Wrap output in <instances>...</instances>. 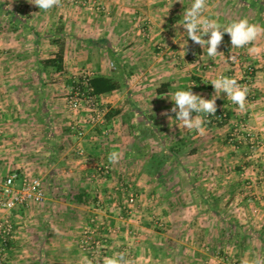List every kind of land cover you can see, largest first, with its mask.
<instances>
[{
  "label": "crops",
  "instance_id": "crops-1",
  "mask_svg": "<svg viewBox=\"0 0 264 264\" xmlns=\"http://www.w3.org/2000/svg\"><path fill=\"white\" fill-rule=\"evenodd\" d=\"M71 1L59 0L58 5L47 11L37 6H4L7 18L0 30V54L3 56V62H0V99L3 100L0 102V173L15 170L22 174L29 165L24 159L15 158L18 153L5 150V145L10 144L5 140L16 142L18 139L24 141H17L21 145L17 149L19 153L41 156L39 170L49 168L53 171L54 167L61 166L65 172L60 178L49 179L43 185L46 199L42 204L16 210L19 215L14 217L10 215L16 226L14 240L4 252L0 248V264H85V257L93 259L81 250L79 238L84 226L93 223L108 238L105 257L125 253L130 264H264L262 230L258 226L256 230L247 226L248 213L227 216L216 207H207L208 203L214 204L218 200L217 187L221 185H214L216 193L204 191L206 183L202 178L203 174L210 175L207 181L211 183L215 178L213 173L222 166L219 134L213 127L207 130V126H203V134L188 129L171 111L174 106L171 99L176 91L191 89L194 94L211 99L215 94L211 84L214 79L226 76L240 81L247 67L253 65L255 70L250 90L254 94L260 93V98L257 97L255 103L246 104V123L248 132L263 141V149L234 151L224 160L237 158L226 164L229 165L231 182L228 185L233 201L246 203L258 199L264 203V162L261 161L264 157V33L243 48L233 47L230 35L225 33L217 56L209 57L206 46L202 48L186 37L182 25L191 0H177L174 6H159L152 0H101L103 10L97 11L98 14L84 8L79 10ZM206 3V17L216 19L224 27L243 18L264 27V0H206ZM29 10L35 14L31 19L22 13ZM125 40L131 47L127 51L118 46ZM58 42L65 43L63 63L71 53L80 55L81 51L79 53L74 45L86 43L90 50H99L102 61L98 74L111 77L105 62L111 60L112 64L119 66L121 59H125L130 65L133 61L143 63L139 68L141 78L148 80L151 76V100H132L133 91L147 89L146 85H141V78L135 80L132 71L129 76L123 75V86L118 91L102 96L106 108L118 109L114 111L117 114L107 120L109 140L106 136L87 135L78 144L68 147L66 141L73 138L72 118H65V99H55L54 96L59 97L60 91L62 95L68 91L69 82L66 81L67 86L61 84L60 78L59 82L51 83V77H67L68 74L40 63L55 58L59 52ZM45 43L47 49L44 53L42 44ZM252 47L259 48V52L249 51ZM206 86L210 87L208 96L202 93ZM30 95L32 99H28ZM216 104L220 109L223 105L229 108L233 103L226 93H221ZM142 105L144 111L138 109ZM146 106L148 110H145ZM239 112L241 116V109L233 108L230 117L239 115ZM196 115L193 111L192 118ZM139 127L148 129L144 139L148 144L151 141V149L150 145L146 144L145 148L135 143L132 145V142L127 146L128 140L137 138L138 131H141ZM90 132L87 130V134ZM99 138L106 140L101 147L95 144ZM175 142L183 143L179 156L171 158L156 174L150 173L152 155L169 154V148ZM82 148L86 155L75 157ZM113 151L120 155L115 163L108 159ZM254 157L259 159L254 161ZM101 165L109 167L110 179L96 181L98 184L89 182L90 179L80 180L96 172ZM81 166L91 168L82 169ZM126 169L133 171V176L127 180L138 193L135 197L141 204L123 216L120 205H123L124 197L118 186L122 187L121 174ZM141 170L146 174H140ZM87 187H97L95 191L100 193L97 197L95 195L97 203L92 199L94 196H89L92 194ZM249 187L260 188L262 192L259 194L258 191L257 196L252 197L255 193L250 194ZM105 190L108 192L102 196ZM147 192L151 193L150 198L145 194ZM188 198L201 203L204 210L196 216L198 221L192 226L180 223L177 234L173 231L174 225L187 219V215L182 212L175 217L172 204L185 203ZM153 201L168 204L164 210L169 221L177 218L176 222L170 223L168 231L174 233V238L170 237L164 244L158 242L156 236H151L155 233L146 226L145 221L151 220L146 217V209ZM100 202L104 208L99 207ZM221 220H225L222 234L227 235L228 243L222 247L219 238ZM260 220L264 224V212ZM194 225L201 240L210 237L211 246H205V243L199 248V242H196L197 247L191 246L192 242H185L186 237L194 233ZM253 235L257 246L252 244ZM157 251L163 253L162 259ZM226 252L231 259L224 258ZM104 258L93 262L103 264Z\"/></svg>",
  "mask_w": 264,
  "mask_h": 264
},
{
  "label": "rangeland",
  "instance_id": "rangeland-1",
  "mask_svg": "<svg viewBox=\"0 0 264 264\" xmlns=\"http://www.w3.org/2000/svg\"><path fill=\"white\" fill-rule=\"evenodd\" d=\"M100 1L101 0H72L70 3L72 4V6H76L77 8H79V10H83L84 7H82V5H81L82 2H86L87 5L92 4L94 2V3H96L97 6H102L100 4L101 3ZM152 1H156L157 4H159V6H174V3L177 0H169V1H166V0H159V1L158 0H152ZM191 1H193V0H191ZM209 1H212V0H209ZM4 6H36V5L34 4V0H0V30H2L4 28L3 27V22L7 18L6 15H5V11H4L5 7ZM31 8L33 9V7H31ZM33 10H36V9H33ZM22 13H24V17L26 16V14H28V18H30V19L35 16V14H32L33 11H30V10L29 11H24ZM92 13L98 14L99 12L94 11ZM204 15L206 17V10L204 12ZM42 18L44 19L45 17L43 16ZM46 18L49 20V18H51V17H49V15H48V16H46ZM46 45H47L46 43L42 44V48L44 50L43 51L44 53L46 52V49H47ZM59 45H62L63 49L65 48V43L59 42L57 44V46H59ZM118 46L124 51H127V50H129L131 48L129 43H127L126 40L123 41V42H120V44H118ZM74 47H75V49L77 51H79V50L81 51V53L79 51L80 55L79 54L75 55V54L71 53V54H69L67 56L66 60L62 64V68H63L62 71L65 72V75L68 74V76L67 77H63V76L60 75L58 78L51 77V79H52L51 83H54V81H58L60 78H62V80L60 81L61 84L65 83V85L67 86V82L66 81L69 82V90L68 91H64V92L62 91L64 93L63 95H62V93L60 91L59 94H61V95L59 97H55L54 96L55 99H58V98L59 99H65L64 100L65 107H66L67 98L70 96L71 88L73 89V87H76V85H78L80 83L82 78H84V77L88 78V77H92V76L97 75L98 71L100 69V66H101V61H102L101 57H100V54H99V50H97V48H93V50H90L89 49V45L86 44V43H80V44L78 43V44L74 45ZM58 48L59 47H57V51L59 50ZM1 50H2V44H0V52H1ZM87 50H90L89 53H86ZM90 52H91V54H90ZM44 55H46V54H44ZM2 58H3V56H2V54H0V62L1 63L3 62ZM189 59H191V58H189ZM145 60H147V59H145ZM150 61H151V59H150ZM133 62L134 63H132V65H130V64H126L125 63V59H121V64L125 66V74H127L129 76V72L131 73V71H132L131 75H133V77H135V80H136V78H137V80H140L142 74L139 75V73H141L139 68L143 65V63H137L135 61H133ZM140 62H141V60H140ZM105 63H106L105 66L107 68V72L111 76H113L115 78H118L119 77L118 66H115L114 63L112 64L111 60L106 61ZM250 63H251V61H250ZM248 67H252L254 69L253 65H250ZM150 77H148V80L145 79V77L141 78L142 81H143L141 83V85H143V86L146 85L147 89H144V90L142 89L140 91H133L132 92V100L133 99L134 100H137V99L143 100L144 99V100H147V101L151 100V78ZM134 82H136V81H134ZM237 82H238V80H237ZM209 88H210L209 86H206L205 88H203L202 93H204L205 96H208V94L211 93ZM257 97L260 98V93H258V92H257V94H253L252 92L249 93V96L247 95V98L250 100L248 102V104L255 103V101H256L255 99ZM28 99H32V95H30V97ZM102 101H103L104 105L107 104L105 102V98L104 97H102ZM0 102H3V100L0 99ZM233 105H234L233 108L240 110L238 105H236L234 103H233ZM224 106L225 105H223V107H221L220 109L224 110L226 112V114H227L226 122L223 121V122L217 123V124H207V123L204 122V125H203L205 127L207 126V130L210 129L211 127H213L215 129L214 131H216L219 134L218 135V137L220 138V142H219V147H220V149H219V151H220L219 154L220 155L219 156H220V160L219 161H220V164H222V166H220L219 170L215 171L216 173L215 174L213 173V175H212V176L215 177L214 181H212L213 183L212 182L210 183V182L207 181L210 175H207V176L205 174L202 175V178H204L203 183H206L203 186L204 187V191H211L212 190L213 193H216V191L214 190L216 188V186H214V185L221 184L220 187H217V190H219V191H217V194L219 196L218 200L215 201L214 204L211 203V202L209 204H211V206H213V207L218 208V210L220 212L225 213V215H227V216H235V215L238 216L239 212H242V213L243 212L244 213L247 212L248 213L247 214L248 215L247 216L248 219H246V221H248V225L247 226H251L253 229H255L258 226L259 230H263L264 229V224H262L260 219H261V213L264 212V203L261 200H258V199L257 200L251 199V200H249L246 203L245 202H239V201H233L234 197H232L230 195L231 194V189H230V187L228 185L229 182H231L230 181L231 177L229 176V171L227 170L229 165H226V164L228 162L229 163L230 162H234L237 158L235 160L231 159L229 161L228 160H224V159L227 158L228 155H231L234 151H239V152L242 153V152L246 151L247 148H248L249 151H252V152L259 151V150L263 149V141L260 139L259 136L254 135L255 138H256V143L253 145V147H251V145L248 143L247 138H245L244 135H243L245 133L242 134V133L239 132V128L238 127H233L235 124H237V125L242 124L245 127V131L244 132H248L249 129H248L247 123H246V120H247L246 107H245L244 110H241V116H240V112H239L238 113L239 115H236L235 117H230L232 115L231 112H232L233 108L232 107L225 108ZM144 108L145 107L142 105L138 109L144 111ZM64 109H65L64 110L65 118H67L68 116L71 117L72 118L71 125H72L73 124V114L68 110L67 107L64 108ZM220 109H217V110H220ZM109 110H110V112H114L115 110H118V109H108L107 108L108 112H109ZM145 110H148L147 106H146ZM146 112H148V111H146ZM243 113H244V115H242ZM138 129L141 130V131H138L137 138L134 137L135 140H132V141L128 140V143H127L128 145L127 146L131 145V142H132V145L135 143L137 146L145 147V148H146V146L150 145V149H151V141L148 144V143H146L147 140L144 139V138H147L146 137L147 135L145 133L149 132L148 129H146L145 127H141V128L139 127ZM86 130H89V129L87 128ZM93 132L95 134H93ZM233 134L234 135L238 134V136H240L241 139L230 141L233 138ZM87 135L88 136L90 135V136H93V137H95V136L103 137V135L101 134V131H100L99 128L92 129L91 132L88 133V134L86 132L85 137H87ZM106 138H107V135H106ZM5 141H9L10 142L9 145L8 144L5 145V150H9L10 149L9 151L11 153H13V154H15V153L17 154L18 153L17 156H15V158H17L18 160L19 159L20 160L24 159L27 163L29 162L28 163L29 165H27L25 167V171H23L22 169H20V170H22L26 174H30L31 176H36V177L41 178L43 185H46V183H47V181L49 179L60 178L61 175H62V172H65V169L62 168L61 166H58L56 168L54 167L53 171H50L49 168L44 170V171L39 170L40 167H39V163L38 162H40L39 159H41V156H37V155L26 156V154H21L17 150L21 146L20 144L17 143V141L21 142V143H24L23 140H19L18 139L16 142H14L13 140H5ZM79 141H80V139L78 138L77 133L73 130V138H69L68 141H66V143L68 144V147H71V146H74L73 144H78ZM91 141L93 142V140H91ZM104 142H106L105 139L99 138L98 140L95 141V144L98 145L99 147H101ZM80 150L83 151L84 149L82 148ZM19 154H21V155H19ZM85 155L86 154L84 152L83 153V157ZM75 157L78 158L80 156L76 155ZM258 159H259V157H254L253 160L255 161V160H258ZM261 161H262V163L264 162V157L262 158ZM141 163H142V160H141ZM10 171H6V172L0 173V177H4V176L9 175L11 173ZM132 173H133V171L131 169H126L123 172V174H121V177L123 179V181L121 182L122 183V187L118 186V188H120V190H121V191H119L120 195L122 197H124V203H123V205H120V207H123V208H124V205H125V202H126L127 198L134 197L135 195L138 194V193H136L134 191L133 187L131 186L130 181L127 180V178H131V176H133ZM139 173L140 174H142V173L146 174V172H142V170ZM77 174L80 177V174L79 173H77ZM135 174H137V172ZM108 176H109V174L108 175H100L99 176V172L96 171L94 173L92 172L88 177L87 176L82 177L80 180L82 181V180L90 179L89 182L92 181V182H95L96 184H98L97 183L98 181H103V180H106L108 178L110 179V177H108ZM79 177L77 176V178H79ZM216 178H218L219 181H215ZM205 179H206V181H205ZM125 181H127L128 183H125ZM217 182H219V183H217ZM211 184H213V186ZM96 188L97 187H91V189L88 188L89 192H91V194H92V195H89V196H94V198H92V199L93 200L95 199V201H96V202L94 201L95 203H97V201H98L95 198V195L97 197V195L100 194V193H97L95 191ZM64 189L67 190V188H64ZM259 189L258 188L255 189V187H249L248 191H249L250 194H252V192L255 193L254 195H252V197H254V196L256 197L257 196L256 192L259 191V194H261L260 192H262ZM106 192H108V190L103 191L102 196L106 195L107 194ZM236 192H238V191H235V193ZM51 193H53V192L51 191ZM152 193H154V192H152ZM145 194L149 198L151 197V193L147 192ZM45 199H46V195H45ZM136 199H137V202H136L134 208H136L138 205L141 204V202L139 201V198H136ZM167 205L168 204L163 202V201H161V202H154L153 201V202H151V205H149L147 207L148 210L146 209V212H147L146 213L147 214L146 217H151V220H149V221L146 220L145 221L146 224H147L146 226L147 227H151V231H153L155 233V234L151 233V236L152 235L156 236V238L159 240L158 242H161L162 244H164L168 240H170V237L174 238V233H168V231L170 229V227H169L170 223L173 224L174 222L177 221V218L176 219H172L170 221L167 219V212H166V210H164L167 207ZM172 205H173L172 207H173V209L175 211V217L178 216L182 212H183L182 215H187V219H185L182 222H177L178 224L176 223V225H174L173 231H177V234H178V232L180 230V223L188 224V226H192L193 223L198 221L196 216H198L199 213H201V211L204 210V206L201 203H197L194 200L189 199V198L185 200V203L177 202V203H173ZM100 206L103 207V204L101 202L99 204V207ZM94 207H96L97 209L99 208L95 204H94ZM149 208H150V212L151 213H149ZM121 211H122V215L123 216L128 215L127 212H130V211H128V209H121ZM2 214L3 213L0 212V216H2ZM14 215H19V212H16V210L13 211L11 213V216L14 217ZM164 217H166V218H164ZM257 217H259V218H257ZM233 220H236V219H233ZM224 221L221 220L220 221V225H219L220 232H221L220 235H219L220 246L221 247L222 246H226L228 244L226 242L227 235L222 234L223 231H224L223 228L225 227V222ZM199 223H201V221ZM93 224L91 226L90 225H85L84 227H89L93 231V238L95 240L103 241L104 245L107 246L108 245V238L106 236H104V234L101 231V229L94 227ZM194 226H195V229H193L194 233L190 234V232H189L190 235H188L186 237L187 240H185V242L187 244H188V242L189 243L192 242L191 246H193V245L195 246L196 245V247H197L196 242H199V245H198L199 248H200V246L202 244H205V243H206L205 246L206 245L207 246H211L210 237L208 239L201 240L199 238V236H201V235L198 236V234L196 232V225H194ZM15 228H16V226H15ZM193 234H195V236H193ZM254 237L255 236L253 235V238H251V241H252V244L257 246L256 245L257 242H256ZM80 238H81V233H80ZM80 238H79V242H80ZM178 241L179 242L181 241L179 239V237H178ZM79 247H80V245H79ZM224 248H227V247H224ZM105 251H106V248L101 252V255H99L100 257L98 256L99 258H96V259L92 258L90 255L89 256L94 261H97V260H100V259L102 260L106 256ZM228 251H230V249H228ZM157 253H160L159 257L162 259L163 253L160 252V251H157ZM208 254H210V250H209ZM222 254L223 253L221 251V256H222ZM225 257L227 259L228 258L231 259L230 258L231 255L229 256L227 254V252L224 255V258Z\"/></svg>",
  "mask_w": 264,
  "mask_h": 264
},
{
  "label": "built area",
  "instance_id": "built-area-1",
  "mask_svg": "<svg viewBox=\"0 0 264 264\" xmlns=\"http://www.w3.org/2000/svg\"><path fill=\"white\" fill-rule=\"evenodd\" d=\"M81 5L91 13L103 10L102 6H97L94 2L89 5H87L86 2H82ZM253 74L254 69L248 67L245 76L238 81L242 87L246 86L250 93H253V91L250 90ZM82 80L86 82L87 77L82 78ZM249 101L250 100L247 98L246 104H248ZM66 107L73 114L71 129L77 133L79 139L85 137L87 128L89 130L99 128L103 136L107 135L106 115L108 111L102 101V96H91L88 92L83 93L77 87H73V89L71 88L70 90V96L67 98ZM231 107L233 108V104ZM200 115L207 124L221 123L227 118L226 112L221 109L217 110L215 115ZM235 127L239 128L240 133L246 134L243 135L247 136L248 143L253 147L256 143L254 134L244 132L245 127L242 124L236 125ZM239 139H241V137L238 136V134H233V138L230 141ZM77 154L83 156V151L79 149ZM96 171L99 172V175H107L109 167L107 165H101L97 167ZM44 200L45 190L41 178L26 173L20 174L16 171L7 176L0 177V212L3 213L2 216H0L1 252H4L7 245L14 240V224L10 219L11 213L15 210L26 209L33 205L42 204ZM135 204L136 197H129L123 209L131 211ZM102 242L101 240H95L93 238V231L89 227H84L79 242L82 251L89 254L94 259L99 258V255H101V252L105 249L104 242Z\"/></svg>",
  "mask_w": 264,
  "mask_h": 264
},
{
  "label": "clouds",
  "instance_id": "clouds-1",
  "mask_svg": "<svg viewBox=\"0 0 264 264\" xmlns=\"http://www.w3.org/2000/svg\"><path fill=\"white\" fill-rule=\"evenodd\" d=\"M59 0H34V4L41 10H49L58 5ZM207 8L206 0H193L191 7L183 15V27L186 29V37L199 44L202 48L206 46L207 55L216 57L218 46L221 44L225 33L230 35L231 44L236 48H243L256 41L261 33H264V27L255 23H250L247 18L233 21L228 26H222L216 19L207 18L204 12ZM208 35V39L203 37ZM251 52H259V48L252 47ZM214 86L215 94L211 99L203 98L199 94H194L190 90H178L175 92L172 101L174 106L171 111L176 114V120L183 123L188 129H195L203 134L204 116L215 115L217 112L216 100L220 98L221 93H226L232 102L239 106L241 110L246 107L248 88L242 87L236 79L220 76L211 83ZM193 111L197 115L192 118ZM110 162H118L120 155L118 152H111L108 157ZM85 259V264H94L93 260ZM99 264V262H96ZM103 264H130L125 253L118 256L105 257Z\"/></svg>",
  "mask_w": 264,
  "mask_h": 264
},
{
  "label": "trees",
  "instance_id": "trees-1",
  "mask_svg": "<svg viewBox=\"0 0 264 264\" xmlns=\"http://www.w3.org/2000/svg\"><path fill=\"white\" fill-rule=\"evenodd\" d=\"M59 43V42H58ZM57 43V44H58ZM59 52L56 54L55 58L49 60L41 61V65L44 67H53L57 72L62 71V64H63V46L59 45ZM225 59L228 60L227 54H225ZM124 67V68H123ZM123 68V69H122ZM119 70V77L115 78L113 76L106 77L100 74L87 78L86 82L83 80L80 81L76 87L80 89L81 92L86 93L88 92L91 96H106L110 95L116 91H118L122 86L123 83V75L125 74V66L121 63L118 66ZM117 112H108L106 115V120H109L112 116L116 115ZM227 118L224 120L226 122ZM217 124V123H216ZM183 147L182 142H175L169 148V154H154L151 157V172L152 174H156L157 172L161 171L162 167L169 161L171 158L175 159L179 156L181 148ZM94 166V165H93ZM92 166V167H93ZM82 169L87 168L85 166H81ZM89 169L91 168L88 167ZM87 168V169H88ZM19 173V172H18ZM207 207L210 208L211 204H207ZM261 240L264 243V229L261 232Z\"/></svg>",
  "mask_w": 264,
  "mask_h": 264
}]
</instances>
